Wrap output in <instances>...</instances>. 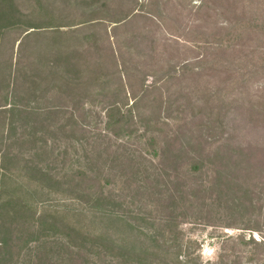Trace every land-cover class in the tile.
I'll use <instances>...</instances> for the list:
<instances>
[{
	"label": "rangeland",
	"instance_id": "rangeland-1",
	"mask_svg": "<svg viewBox=\"0 0 264 264\" xmlns=\"http://www.w3.org/2000/svg\"><path fill=\"white\" fill-rule=\"evenodd\" d=\"M7 4L19 12L15 24L0 20V105L12 107L0 112V166L13 174L9 187L24 183L26 166L76 177L112 201L103 208L143 248L194 264H264V0H0ZM130 12L125 27L92 25ZM109 36L125 79L104 56ZM95 71L108 76L93 83ZM134 98L128 124H108L109 107L126 111ZM15 225L1 215L0 264H17V248L6 247ZM80 251H71L75 262L63 251L42 264L138 260Z\"/></svg>",
	"mask_w": 264,
	"mask_h": 264
},
{
	"label": "trees",
	"instance_id": "trees-1",
	"mask_svg": "<svg viewBox=\"0 0 264 264\" xmlns=\"http://www.w3.org/2000/svg\"><path fill=\"white\" fill-rule=\"evenodd\" d=\"M18 17L19 12L12 5L0 6V20H13V24H15ZM132 18L133 16L130 12L114 20L101 18L99 22L92 23V25L94 27H104L105 24H113L115 25L114 27H125ZM30 25L35 26H30L34 29L39 28L37 26H44ZM11 26L12 24L8 23L5 27ZM32 32L35 31L29 32L26 36ZM0 34H2L1 31ZM110 37L108 40L109 47L107 48L109 53L104 56L109 57L110 63L111 59H113L112 64L115 63L117 65V69H120L121 78L125 79L124 66L119 61L117 46L115 43L110 42ZM21 44L22 42H20ZM102 62V60L99 61L98 65H101ZM106 76L108 74L95 71L92 82L99 83ZM29 80L42 93L48 91L45 87L42 88V82L45 81L42 75H34ZM54 82L47 81L48 85H53V88L54 84H56ZM63 82L68 88L74 86L67 79H63ZM125 89L131 96V90H129L127 85ZM148 89V84H143L139 91L140 96H145L148 93ZM137 99L134 98V102L131 105L127 104L125 106L126 111H124V107L121 104L111 105L108 109V124L122 127L125 124L127 125V116L131 115L139 105ZM11 108L9 105H0V112L9 113L8 109ZM6 134L0 133V142L6 139ZM0 164H3L1 153ZM79 175L84 174L79 173ZM0 176L2 177L0 180V191L2 193L0 196V221L1 215L6 213L11 221L16 224L14 227L17 239H13L10 243L8 241L6 247L8 249L17 248V251H15L17 264H26L22 260L24 252L32 244H36L34 247L36 259L34 260V256L33 260L29 261V264H42L46 262L49 255H54L55 253L59 255L63 251H67L65 254L69 262H75L81 256L80 253L74 254V252H71L72 250L77 252L82 250V252L94 256H100L108 252L107 256L115 257L121 262L133 260L131 258L134 256L138 259L136 264H194L188 259H185V261L181 260L182 255L173 253L171 250H162L154 247L143 248L141 239L132 238L129 234L134 230L132 226L123 217H120L121 215L109 212L106 208H103L105 205L109 206L112 201L102 193L95 196L86 192L81 188V182L76 181V177L75 179L66 177L64 180H59L36 167L26 166L24 173L21 175L24 183L21 186L9 187L7 179L12 178L13 174L4 166H0ZM52 184L65 187L60 192L55 190L54 187H50ZM96 208L101 209L97 210ZM4 244L1 242L0 246L2 247ZM59 258L57 262H50V264H62L63 258ZM155 259H157L156 263ZM11 260H14V258ZM111 260L116 262L114 259Z\"/></svg>",
	"mask_w": 264,
	"mask_h": 264
}]
</instances>
